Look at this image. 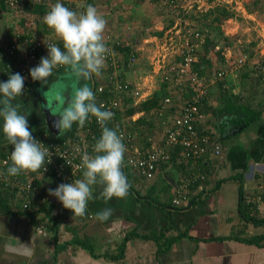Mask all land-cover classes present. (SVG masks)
Returning <instances> with one entry per match:
<instances>
[{"label": "crops", "instance_id": "obj_1", "mask_svg": "<svg viewBox=\"0 0 264 264\" xmlns=\"http://www.w3.org/2000/svg\"><path fill=\"white\" fill-rule=\"evenodd\" d=\"M62 1L55 3L60 2L64 5ZM171 1L173 2V0H167V2L162 0L159 2L152 0H81L74 5L73 11L79 14L86 11L87 6H94L107 21L103 38L110 34V37L123 42L126 47L133 49L132 52L140 55L139 49L145 47L146 44L141 46L134 40L137 38L135 37L136 30L142 29V25L145 26L148 20L155 19L164 13L161 9L158 13L156 7L153 12L150 11L153 4L166 6L171 12H175V4L170 6ZM174 1L176 3V0ZM258 2L264 5L263 0H223L219 5L225 6L233 13V17L212 24L215 33H222L230 40H234L232 45H225L221 41L218 45V47H222L220 55L229 70L223 80L216 81L210 86L207 97L203 100L202 115L204 117L200 125L205 131L210 130L213 137L219 141L223 148V154L220 157L208 156L203 159L210 163L208 179L206 183L204 182L196 189L191 199L192 201L194 197L196 198L194 204L190 201L182 207L183 209L178 210L171 205L174 186L179 178H182V175L186 173V171H177L171 165L160 169L151 181L122 169L128 183L127 194L124 197H114L108 202L90 198L84 216L73 219L74 214L71 211L65 212V218L60 220L58 227L52 226L46 219L45 228L41 232L37 231V226L29 217L13 212L12 209L15 206L9 202L12 200V196L6 194V198H3L7 205H10V211L3 212V209L0 208V264H264V239L259 245L243 241L250 236L264 235V226L256 227L251 222H245L239 212L241 204L240 206L246 212H252L253 216L258 219L264 218V212L251 211L252 205L244 202L245 197L254 191L251 179L264 172V110L261 119L245 129L244 126L238 128L227 124L228 126L225 125L222 131L220 125L223 118L217 115L227 102L235 101L234 98L237 97L239 100L243 94V79L249 83L253 81L252 87L254 88L248 89L249 99L259 93L261 81L264 84V67L260 66L259 71L256 70V66L260 65V62H263L264 65V6L260 11L253 8V4ZM219 5L209 6L204 11L195 12L194 9L186 11L187 18L190 15H195L202 24L203 14ZM114 16L117 18L115 19ZM21 18L22 15L9 11L0 2V82H3L1 75L2 52L5 46L13 40L16 32H20V29L23 30L21 25L23 18H28L31 25H35L38 33L52 35L63 47L62 41L56 37L53 30L47 26L43 27L42 22L40 25L38 21L37 25L34 17L27 14ZM119 21L124 24L119 25ZM189 21L195 23L193 28L199 24L198 21L190 18ZM204 21L210 25V19ZM183 25L184 23L181 24V26ZM201 27L206 28L204 31H207L206 26ZM131 29L132 31H130ZM167 29L163 27L162 30L166 31ZM253 29L257 36L255 41L249 40L247 37L249 33L254 35ZM149 37L150 40L155 38V35ZM212 39L214 38L212 37ZM144 40L148 42V38ZM204 44L205 40L198 47L195 64L200 63L204 56L202 49ZM247 48L250 51L243 50ZM144 52L141 54V58L145 57ZM206 59L213 65L211 69L206 68L203 76H208L206 74L214 69L210 73L211 75L206 77L214 78L223 64L219 67L216 66L220 62L212 51L207 54ZM139 62L133 68L135 70H124L123 76L132 84H138L143 89L144 85L139 82L143 81L145 76L141 68H136ZM141 62L143 63V61ZM161 64L158 65L157 70ZM67 73L73 76L65 68L50 76L46 83L36 82L38 86H32L31 96H20L13 101V103L20 104L22 113L27 116L29 130L33 137L45 135L49 138L52 135L53 137L49 139L56 140V133H53L48 127L44 107L47 103L46 107L55 117H58L63 109L53 112V109L58 105L57 98H55L54 92L45 95L42 87L47 84L45 87L48 88L49 83L57 80L61 75H67ZM88 81L91 85L87 86L92 89V78ZM74 82H76V87L85 84L84 81L77 80L76 77ZM221 82L225 86L224 89L220 88ZM149 88L143 89L144 93L149 95L147 99L159 90L151 91ZM180 96L185 98L188 94ZM130 101L127 102L132 103V100ZM259 102L260 100L257 106L264 109V104ZM177 108L178 106L168 109L162 107L155 111L156 113L150 112L146 119L153 124L154 128L158 123L157 127L160 129V133L157 136L151 133L149 128L140 141L145 145L150 139L156 140L162 132V123L167 119L170 121L171 118H174L178 113ZM155 114L159 116L156 123L153 119ZM237 130L239 132L235 134L234 132ZM246 131L249 132V135L242 138ZM69 132L70 130L62 136L58 132L57 136L60 135L61 139H69L67 137ZM10 147L11 145L3 135L2 119H0V150L4 148L3 152L0 151V156L6 154ZM239 175H242V180L234 178ZM219 182L220 184H217ZM92 187L93 195H98L100 187L96 185ZM103 208H111L113 215L108 220L101 222L96 218V213ZM88 214H91L92 218H89ZM180 235H185V237L168 244L169 240ZM76 238L79 241L87 240L93 247L94 256L88 250L73 244ZM123 244L124 247L121 249ZM110 257L118 258L111 259Z\"/></svg>", "mask_w": 264, "mask_h": 264}, {"label": "built area", "instance_id": "obj_2", "mask_svg": "<svg viewBox=\"0 0 264 264\" xmlns=\"http://www.w3.org/2000/svg\"><path fill=\"white\" fill-rule=\"evenodd\" d=\"M60 0H4V5L9 11L18 15H25L24 7L27 4L52 7ZM81 0H63L67 8L74 7ZM159 2L160 0H152ZM167 2V0H162ZM176 4L170 2V6ZM175 7V6H174ZM34 24V23H33ZM35 25L30 30L24 29L16 32L13 40L3 50V63L1 75L3 82L7 81L11 74L19 73L25 78L24 89L31 90L33 81L30 69L36 67L42 57L48 56L46 44H55L63 51L52 35L38 33ZM105 35L103 38L107 52L105 54L104 67L99 76H92V91L96 98L97 106L103 105L101 110L111 111L113 118L107 122V127L117 131L122 137L126 152L124 154L122 169L136 174L147 181L154 179L156 173L162 169V165L171 162L173 152L179 157L192 160H201L205 157H220L222 145L216 139L201 128L203 115L200 107L207 97L210 86L221 81L228 74L227 65L220 68L214 78L201 77L193 69L196 53L203 39L196 29L183 28L181 39V53L178 62L160 66L162 82L166 84V98L164 108L178 106V113L170 121L162 123L163 129L156 140H148L145 145L138 139L139 131L132 128V122H136L142 114H134L130 117L126 111L145 101L149 95L145 94L138 84H132L124 76V70L133 69L139 62L136 52H124L125 44ZM64 66L53 69V74ZM230 67V66H229ZM52 74V75H53ZM188 94L183 98L180 95ZM175 97V98H174ZM183 98V99H182ZM132 100V103H128ZM162 112L160 113V115ZM162 116V115H161ZM102 133L101 125L96 118L89 115L85 124H79L74 129L69 139L54 140L45 135L34 137L48 150L44 165L36 171H25L16 176L7 174L11 166L10 154L13 146L0 156V189L12 196L14 204L13 212H33L42 205L63 206L57 198L50 196L49 189H56L60 184H69L83 178L81 164L84 154L94 156L93 151L96 141ZM262 175L252 178L254 191L245 197L244 202L252 205L251 211L264 212V172ZM206 176L201 171H191L183 176L174 186L171 204L181 208L186 206L198 187L204 183ZM248 200V203H247ZM11 210V211H12ZM41 217V216H40ZM92 218V215H88ZM37 231L43 230L42 226L36 227Z\"/></svg>", "mask_w": 264, "mask_h": 264}, {"label": "clouds", "instance_id": "obj_3", "mask_svg": "<svg viewBox=\"0 0 264 264\" xmlns=\"http://www.w3.org/2000/svg\"><path fill=\"white\" fill-rule=\"evenodd\" d=\"M43 22L62 41L64 50L55 44H46L48 56L42 57L40 63L30 69L33 81L46 83L53 69L59 66H64L77 80L87 81L93 75L101 74L107 52L103 40L107 21L94 6H87L86 11L78 14L57 2L43 17ZM24 82L25 78L19 73L11 74L7 81L0 82L2 132L8 144L13 146L11 166L7 169L9 176L40 169L48 154L29 130L27 116L22 113L20 104L13 103L23 94ZM102 108L103 105L97 106L92 89L84 84L73 89L54 124L62 136L74 123L82 127L91 115L102 128L93 149L96 155L84 154L78 165L83 169V178L49 189L48 194L70 210L74 214L73 219L86 214L90 198L108 202L127 194V178L122 171L126 148L117 131L106 126L114 114ZM94 185L101 189L96 196L93 195ZM112 215L111 208H103L96 213V218L104 222Z\"/></svg>", "mask_w": 264, "mask_h": 264}, {"label": "trees", "instance_id": "obj_4", "mask_svg": "<svg viewBox=\"0 0 264 264\" xmlns=\"http://www.w3.org/2000/svg\"><path fill=\"white\" fill-rule=\"evenodd\" d=\"M88 1H90V0H88ZM0 2H1V5L2 4L4 5V0H0ZM64 6L66 7L65 3H64ZM69 9L70 10H74L73 7L69 8ZM24 10H25V14L34 17L35 21H37V25H38V21H39V24L42 22V26L46 27V24L43 22V17L47 14L48 11H50L49 7H46V6H43V5L27 4L24 7ZM230 17H233V13H231L229 10H227L225 6H218V7L214 8V9L208 11L207 13L203 14V16L201 17L202 18L201 21H203L202 24H201L200 20L195 15H190L188 17V19L190 18L191 20H196V22L198 21L199 24H196V27L193 28V29H196L198 31V33L201 34L200 38L205 40V44L202 47L204 56L201 59V62L197 63V64L193 63V69L196 72H198L201 77H208V76L211 75L210 73L212 72V70L209 71L206 74L208 76H203L205 74L206 68L208 67L209 69H211L212 65H213L211 63V61L206 59V56H207V54L210 51H212L214 53V55L217 56L218 62H220L216 66L219 67L221 64H223L222 67L225 66L223 57L220 55V53L222 51L220 48H222V47H218V45H219L220 41L223 42L225 45H227V44L228 45L229 44L232 45L233 44L232 42L234 40H230L229 37L224 36L222 33H215L213 31L212 24H214V22L219 23L222 20L230 18ZM207 19H210V25L206 24V22L204 21V20H207ZM21 25H22V27H23V29L25 31H28L31 28V22H30V20L28 18L27 19L23 18L21 20ZM172 25H173V21L170 22V24L168 26H166L165 29L170 28ZM201 26H206L207 27V31L205 32L204 30L206 28H203ZM162 32L163 31L157 32L155 34H156V36H161ZM212 37L214 39H212ZM122 50L127 53V52H132L133 49L130 48V47H126L125 46L124 49H122ZM259 64L260 65L256 66L257 67V69H256L257 71H259L258 68H260V66L264 67L263 62L262 63L260 62ZM64 69H65V67H63L60 71L59 70L56 71L54 74L59 73V72L63 71ZM222 84L223 83L221 82L220 83V88L224 89L225 86H223ZM33 86L37 87L38 85L35 82L33 84ZM161 86L162 87H160L159 90L155 91L151 95V97L149 99H147L144 102H141L140 104H138L135 107H130L126 111V115L128 117H130V116H132L134 114H142V116L136 122H134V123L132 122L131 123L132 124V128L136 129L137 131H139V140L143 139L142 135H146L147 131H145V129H149V128H150V130L154 129L153 124L148 122V120L146 119L148 117L149 113L150 112L156 113L155 111L160 110L164 106V99L167 96L166 95V91H165L166 88H165V84L164 83H162ZM29 95L30 96L32 95V91L31 90H28V91L27 90H23V94L21 96H29ZM234 99H236V100L232 101V102H227V104H225V106L222 107L221 111L219 113H217L218 116L223 118L222 122H221V125H220V129L222 131H223V127H225V125L228 126L227 124L235 126V127H238V128L241 127V126H244V129H245L249 125L253 124L254 122L259 121L261 119V117H262L264 109L261 108V106H259L257 108H253V107H251V105H248L247 103H242L240 100H238V97L234 98ZM203 111L204 110H203V103H202V105L200 107V112L203 114ZM77 125H78V123H74L72 125V128L70 129V132H69L67 137H72L73 136L74 129L76 128ZM206 133H208L209 135L211 134L210 130H207ZM211 136H213V135L211 134ZM50 137H53V136L51 135V136H49V138ZM55 139L56 140L57 139L58 140H62L60 135L56 136ZM147 145H148V143L146 142L145 143V147ZM0 151L3 152L4 148L2 150H0ZM173 153L174 154L172 155L170 164L162 165L163 168L171 165L173 168H176L177 171H186V173L183 174L182 177L186 176L187 174L189 175L191 173V171H201L206 176V180L204 181L206 183V181L208 179V171H209V164H210L208 161L205 162L203 159L198 160V161L197 160H192V159H187L186 160L185 158L179 157V155L177 153H175V152H173ZM234 178L242 180V175L236 176ZM217 184H220V182L217 183ZM0 195H2L0 197V208L3 209V212H6L8 210L10 211V208H9L10 205H7V202L4 199V198H6V193L0 189ZM241 197H242V195H241ZM195 201H196V198L194 197V199L191 202L193 203ZM9 202H11V201H9ZM240 205H239V212H240V214H241V216H242V218H243V220L245 222H251L256 227L257 226H264V218H261V219L256 218L255 216H253L254 214H252V212H249V211L246 212L245 210L242 209V207ZM174 208H176L177 210L178 209H183L182 207L181 208L174 207ZM65 212H70V210L65 209L63 206L42 205V206H40V208H38L37 211L22 212V211L18 210L15 213H18V214H21V215H26L27 217L30 218V220L37 227L42 226L43 229H44L45 228L44 224H46L45 223L46 219L49 220L48 222L51 223L52 226H57L58 227L60 225V223H59L60 220L65 218ZM88 215H90V214H88ZM130 236H132V235H130ZM181 237H185V235H180V236H177L174 239L169 240L168 244L169 243L171 244V243L177 241ZM263 239H264V235H261V236H250L247 239H243V241H245V243H248V244L259 245V243H261L263 241ZM73 244L79 245L81 248H84V249L88 250L90 252V254L94 256L93 247H92V245L90 243L87 242V240L86 241L85 240L84 241H79V239L76 238V241L73 242ZM123 247H124V244L121 245L120 248L123 249ZM110 258L111 259H115V258L117 259L118 257H110Z\"/></svg>", "mask_w": 264, "mask_h": 264}, {"label": "rangeland", "instance_id": "obj_5", "mask_svg": "<svg viewBox=\"0 0 264 264\" xmlns=\"http://www.w3.org/2000/svg\"><path fill=\"white\" fill-rule=\"evenodd\" d=\"M222 1L223 0H176V4L174 7L175 12H171L168 9V7H166V6H163V5L157 6V5L153 4L152 8L149 9L150 11L153 12L154 8L156 7L158 13H159V9H161V11H163L164 13H162V15L160 14L159 17L158 16L155 17V19H151L152 21L148 20L149 24H147L148 22H146L145 26L142 25V29L140 28V29L136 30L137 33L135 34V37H137V38L134 39L141 46L146 44L145 47H142V49H139L140 55H138V54L137 55L139 56L140 62H139V65L136 67L139 69L141 68L143 71V75L145 76L143 81L139 82V84L144 85L143 89H146L148 87L151 88V91H153V89H160L163 82H162V78H161L162 72H160L161 70L160 71L157 70L158 65L164 61V63L162 64L165 66L162 68V70H163L167 67V65L169 63L171 65L172 62H175L178 59L177 57L181 53V49H182L180 46V44L182 43L180 41L182 29L183 28L187 29L188 27H192L193 25H195L194 22H190L189 19L187 18V16H186L187 12L186 11L193 10V9L195 12H197L198 10L204 11V9H206L209 6L212 7V6H215V4L221 5ZM225 1H228V0H225ZM263 6L264 5H261L260 2H258L257 4H253V8L257 9L258 11H260ZM183 13H184V15H183ZM147 14L151 15L148 12H147ZM114 17H115V19L117 18L116 16H114ZM172 21H173V25L169 29H167L166 31L162 30L163 27L168 26L170 24V22H172ZM183 23H184V25L181 26V24H183ZM118 24L123 25L124 23L123 22L121 23L119 21ZM126 25H129V24H126ZM134 29H135V26L133 27V30ZM130 31H132V29ZM161 31H163V34L161 36H156L155 33L161 32ZM253 33H254V35H252V33L247 34V37L249 40L253 39L255 41V40H257L255 30ZM147 35L152 36V37L155 35V38H151L149 40L150 37L149 36L146 37ZM145 38H148V42L146 40H144L146 42L143 41V39H145ZM243 50L244 51H250V49H248V48L246 50L245 49H243ZM143 51H145L144 52L145 57L143 56L141 58V54L143 53ZM141 61H143V63ZM140 64H143V65L141 66ZM153 67H154V69H153ZM133 70H135V69H133ZM213 70L214 69H212V71ZM74 79H75L74 76H70V74L67 73V75H65V76L61 75L60 77H58L57 80L49 83L48 88L45 87V85H47V84H45L42 87L45 95H46V93L51 92L53 94V92H54L55 98H57L58 105L55 107V109H53V112L55 110L59 112L60 109H63L66 106L65 105L66 99L68 97H70L73 89L76 88V86H75L76 82H74ZM83 81L85 84L87 83V85H89V86L91 85L90 81L82 80V82ZM252 86H253V81H252V83H249L248 81L243 79V83H242L243 94H241V97L239 100L242 103H247L248 105H251V107H253V108H257L258 107L257 103L259 100H260L259 103L264 104V89H263L264 84H263V81H261L260 86H259V89H260L259 93L254 94L253 97H251L249 99L250 92L248 89L254 88ZM260 94H262V95H260ZM153 117H155V118H153ZM153 117L152 118L155 120V123H156V121L159 119V116L155 114V115H153ZM157 125H158V123L155 124V128L153 130L151 129V133L158 136V133H160V129L157 127ZM147 130L148 129H145V131H147ZM248 131H250V130H248ZM248 131L244 132L242 138H246L249 135ZM142 137H144V135H142ZM227 143L230 144V142H227Z\"/></svg>", "mask_w": 264, "mask_h": 264}, {"label": "water", "instance_id": "obj_6", "mask_svg": "<svg viewBox=\"0 0 264 264\" xmlns=\"http://www.w3.org/2000/svg\"><path fill=\"white\" fill-rule=\"evenodd\" d=\"M45 107H44V114H45V118H46V121H47V124H48V127L50 128V130L53 131V133H56L55 135L57 136L58 134V131L57 129L54 127V124H55V121L58 119V117H55L51 114L50 110L46 107L47 106V103H45ZM240 130V129H238ZM236 131L234 132L235 134L239 131Z\"/></svg>", "mask_w": 264, "mask_h": 264}]
</instances>
